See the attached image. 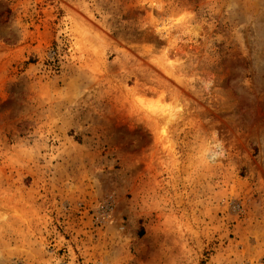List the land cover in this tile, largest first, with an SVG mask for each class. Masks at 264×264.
I'll use <instances>...</instances> for the list:
<instances>
[{
  "label": "rangeland",
  "instance_id": "1",
  "mask_svg": "<svg viewBox=\"0 0 264 264\" xmlns=\"http://www.w3.org/2000/svg\"><path fill=\"white\" fill-rule=\"evenodd\" d=\"M0 264H264V0H0Z\"/></svg>",
  "mask_w": 264,
  "mask_h": 264
}]
</instances>
